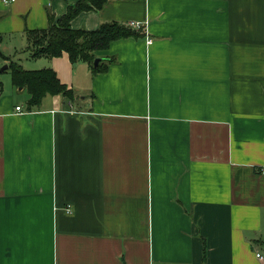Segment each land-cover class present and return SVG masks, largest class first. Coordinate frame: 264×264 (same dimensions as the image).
<instances>
[{
    "label": "crops",
    "instance_id": "1",
    "mask_svg": "<svg viewBox=\"0 0 264 264\" xmlns=\"http://www.w3.org/2000/svg\"><path fill=\"white\" fill-rule=\"evenodd\" d=\"M78 1L0 0V66L75 92L29 111L0 76V264H264V0H109L71 23L143 25L105 73L33 59Z\"/></svg>",
    "mask_w": 264,
    "mask_h": 264
},
{
    "label": "trees",
    "instance_id": "2",
    "mask_svg": "<svg viewBox=\"0 0 264 264\" xmlns=\"http://www.w3.org/2000/svg\"><path fill=\"white\" fill-rule=\"evenodd\" d=\"M108 1L79 0L76 5L70 6L67 14L59 20L50 15L47 29L27 31L28 50L32 58L53 59L67 54L73 65L84 62L89 65L93 74L105 73L113 59H103L99 66L95 67L97 52L107 50L114 41L139 38L141 32L118 22H105L95 31L75 30L71 23L84 12L100 11ZM1 41L0 36V43ZM0 58L8 60L2 53ZM7 70L11 73L13 86L27 91L29 111L39 108L47 96L62 95L71 101L75 98V92L63 84L52 69L29 71L11 61Z\"/></svg>",
    "mask_w": 264,
    "mask_h": 264
},
{
    "label": "rangeland",
    "instance_id": "3",
    "mask_svg": "<svg viewBox=\"0 0 264 264\" xmlns=\"http://www.w3.org/2000/svg\"><path fill=\"white\" fill-rule=\"evenodd\" d=\"M28 52H30V51H28ZM31 53V52H30ZM25 52H21V53H19V54H17L18 55V57H17V55H16V60H15V62L17 63V64H19V65H24V66H27V64L29 65L31 62H29V63H27L28 62V60L27 59H29L28 57H26L25 55H27V54H25ZM32 56V55H31ZM3 61H4V59L3 58H1ZM21 64H20V63ZM35 63V62H34ZM3 66L4 65H1L0 66V71H1V69L3 68ZM25 68H28V67H25ZM1 76V79L3 80V81H8V83H10L11 82V73H10V71H6L5 73H3V74H1L0 75ZM25 97H28V93L27 92H25ZM27 102V101H26ZM27 104V103H26ZM25 104V105H26Z\"/></svg>",
    "mask_w": 264,
    "mask_h": 264
},
{
    "label": "built area",
    "instance_id": "4",
    "mask_svg": "<svg viewBox=\"0 0 264 264\" xmlns=\"http://www.w3.org/2000/svg\"><path fill=\"white\" fill-rule=\"evenodd\" d=\"M4 1L8 2V1H15V0H4ZM127 27H129L135 31H139V32H142L144 30L143 25L139 22H130L127 24ZM148 43L151 45L153 43V41L149 40ZM17 111L20 112L21 107H18ZM263 173H264V171H263ZM256 257L259 261L264 262V255H262L261 253H257Z\"/></svg>",
    "mask_w": 264,
    "mask_h": 264
},
{
    "label": "water",
    "instance_id": "5",
    "mask_svg": "<svg viewBox=\"0 0 264 264\" xmlns=\"http://www.w3.org/2000/svg\"><path fill=\"white\" fill-rule=\"evenodd\" d=\"M102 60H103V59L97 58V59L95 60V63H94L95 67L99 66V64L101 63ZM5 70H7V66L3 67V68L1 69V72L5 71Z\"/></svg>",
    "mask_w": 264,
    "mask_h": 264
}]
</instances>
